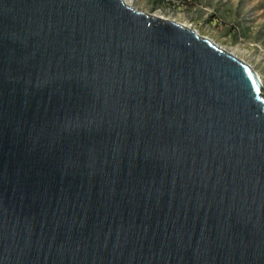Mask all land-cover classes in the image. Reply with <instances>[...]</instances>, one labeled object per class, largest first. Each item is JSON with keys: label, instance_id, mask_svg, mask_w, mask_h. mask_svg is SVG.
Wrapping results in <instances>:
<instances>
[{"label": "water", "instance_id": "1", "mask_svg": "<svg viewBox=\"0 0 264 264\" xmlns=\"http://www.w3.org/2000/svg\"><path fill=\"white\" fill-rule=\"evenodd\" d=\"M263 88L123 0H0V264H264Z\"/></svg>", "mask_w": 264, "mask_h": 264}, {"label": "rangeland", "instance_id": "2", "mask_svg": "<svg viewBox=\"0 0 264 264\" xmlns=\"http://www.w3.org/2000/svg\"><path fill=\"white\" fill-rule=\"evenodd\" d=\"M129 4L212 39L262 75L264 86V0H130Z\"/></svg>", "mask_w": 264, "mask_h": 264}, {"label": "bare ground", "instance_id": "3", "mask_svg": "<svg viewBox=\"0 0 264 264\" xmlns=\"http://www.w3.org/2000/svg\"><path fill=\"white\" fill-rule=\"evenodd\" d=\"M129 1H130V0H124V3H125L126 5H127V4L130 5V4H129ZM128 5H127V6H128ZM152 15H154V14H152ZM155 16H157V15H155ZM157 17H159V16H157ZM160 18H162V17H160ZM258 76H259V75H258ZM261 76H262V75H261ZM261 76H259V78L261 79V81H262V83H263V80H262Z\"/></svg>", "mask_w": 264, "mask_h": 264}]
</instances>
